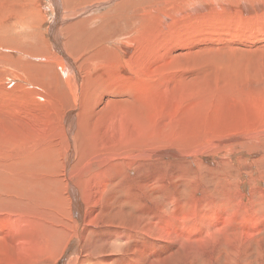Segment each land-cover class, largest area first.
<instances>
[{"label":"rangeland","instance_id":"374dc122","mask_svg":"<svg viewBox=\"0 0 264 264\" xmlns=\"http://www.w3.org/2000/svg\"><path fill=\"white\" fill-rule=\"evenodd\" d=\"M86 1L72 16L67 0H0V264H55L63 238L56 264H74L82 223L64 188L62 129L72 107L87 130L78 148L93 129L114 150L145 126L164 154L82 172L79 183H109L84 196L101 221L108 208L145 224L161 214L165 233L182 235L163 264H264V0ZM135 22L146 39L123 56L111 40Z\"/></svg>","mask_w":264,"mask_h":264},{"label":"bare ground","instance_id":"6f19581e","mask_svg":"<svg viewBox=\"0 0 264 264\" xmlns=\"http://www.w3.org/2000/svg\"><path fill=\"white\" fill-rule=\"evenodd\" d=\"M110 1H113V0H110ZM67 2H68L67 3L68 9L73 10L72 16H75L78 13H80L81 10H83L82 7L86 8L85 6L89 5L86 0H67ZM125 2L126 1H123V3H125ZM53 3H56V6H58L60 8L61 5L59 3V0H54ZM107 3H109V2L107 1ZM108 5H110V4H108ZM100 8H102V7H100ZM88 9H89V7H88ZM59 12H60V10H59ZM67 16L68 15L66 14L64 17L66 18ZM94 20H95V18H94ZM58 22L59 21L55 20V26H57V24H59ZM65 25H66V23H65ZM140 26L138 25V23L135 22L127 32H124L125 34H122V36L125 37V39L123 41H121L123 37H121V40H119L120 37L118 39L117 36H115L117 38H114L111 40L114 43V45L116 46L115 48H117L118 51L121 52V55L129 57L132 54V52L133 53L135 52V51H133L134 41L136 40L138 43V41L142 42L143 40L146 39L145 33H143V32H145V30H143V32H142V30H141L142 28ZM123 31H126V30H123ZM54 37H57L59 39L57 34H54ZM78 39H79V37H78ZM125 40H126V42H125ZM79 42L80 41L78 40L77 43H79ZM80 43L78 44V46H81ZM48 55H50V54H48ZM125 58H127V57H125ZM55 60H58V59L55 57ZM96 61H97V59H96ZM135 61L136 60H134V62ZM67 64H68L67 66H72V64L69 60L67 61ZM89 65H90V63H89ZM93 65L94 64L92 62V67H93ZM64 72H66L65 74L67 75V77H71L70 83L72 85L74 79L72 77L73 74H71V70L67 69ZM75 74H77V73H75ZM76 84H78V83H76ZM80 89H83V88L81 87ZM74 90H75V94H74L72 103H74V105L76 106L77 102H79V99H78V94H79L78 91L79 90H77L76 87ZM67 92H68V90H67ZM81 92H82V90H81ZM67 111L68 112L63 115L65 117L64 118L65 119V127L62 128L64 130L66 142H67V148H66L67 152H66V156H65L66 160H65L64 166H63V173H64V179H65L64 180L65 181L64 182V185H65L64 188H66L67 192L71 191L70 197L73 199L74 204H75V209H74L76 212L75 216L77 214L79 219H80V223H82V225H79V226L77 225V226L79 229L82 228V230H83V232L78 233L77 238H75L76 237L75 235L77 234L78 228L75 230V232H74L75 234L71 233L72 236L74 237L72 239V241L70 240L71 243L74 242L72 244L71 248L73 250H75L76 254H77V257L73 263L74 264H94V262H95L94 258H95V256H97L98 262H96L95 264H110L118 258H119V262H118L119 264H158L159 261H160V264H163L165 261L166 255L163 256L162 251H165L166 248L167 249L175 248L173 242L175 243V242H177V241H175L176 239L182 238V235H180L179 230H174L172 232V234H166L165 228L163 227V224H162L163 223V217L161 214H158L155 218H153L151 220V222L145 224V222H137L134 220L127 221L123 217L119 216L115 210L110 209V208H108L107 211H103V212H106L107 218H106V220L101 221V219L99 218L100 216L97 214L96 209H93V207H92V209L88 210L87 206H88V204L92 206V201H91V203L88 201V199L86 201L84 196L86 195V197H88L89 199H92L93 201L95 199H97L96 197L101 195V193L104 196L109 183H103V182L99 181V179L103 178L104 175L97 174V173H96L97 176L95 178H93V180L88 179L89 181L87 180L84 183L77 182V180H78L79 176L82 174V172H86V171L92 172L91 169H93L95 166L99 167L101 169L107 170L108 166L115 168L118 166V162L121 159H125L127 161L132 162V164L130 166V167H132L137 160H143L144 161L145 159H148L149 157H155V156L160 157V156L164 155L163 151L161 149L155 150L148 145V138H147L148 135L146 134L148 130L145 126H143L144 129H141V131L143 130L144 132H141V133L140 132L139 133L138 132H132L133 130L131 132H129V134L127 133L128 136L126 134L122 133L123 139L121 140V142L122 141L123 142L120 145H118V147L115 148L114 150H112V149L107 150L106 149L107 147L105 146L106 143H104V140L101 139V137H100V135L103 132H100V130L99 131H93L94 130L93 129L91 133L87 134V140L86 141H87V145H88L87 147L88 148L87 149L85 148L84 150H82L81 148H78L80 142H78V140H76V138H77L76 136L77 135L79 136V134L85 135L87 133V130H84L83 127L78 128L79 127V125H78L79 120L77 119V117H75L76 115L74 116V113L77 110L73 111V107H72V108H68ZM7 113H10V112L8 111ZM112 115H114V114H112ZM8 116L9 115H7V117ZM62 120H63V118H62ZM6 129H9V128H6ZM79 129H80V132H79ZM103 135L105 136L106 134L103 133L102 137H103ZM33 138H35V137L33 136ZM77 144H78V147H77ZM155 147H156V149L158 148L157 145H155ZM166 152H164V153H166ZM51 154L53 155V153H51ZM75 162H77L76 165L72 166L73 163H75ZM128 164H129V162H128ZM74 167H77L76 170L74 169ZM112 168H110V169H112ZM130 169H132V168H130ZM145 174H142V175H145ZM137 177H139V176H137ZM141 179L142 180H140V185L142 187H145L147 185L146 177H143ZM81 189H83L84 192H82ZM107 193H106V195H108ZM113 198H114V195H111V197H109L107 199L108 202H111V200H113ZM87 202H88V204H87ZM101 210H103V209H101ZM104 219H105V217H104ZM201 220L202 219H200V221ZM201 225H202L203 229L206 230V223L202 222L200 224V228H202ZM93 227H96V230L93 229ZM190 229L191 230H185V237H187L189 239V241L192 237V235H190V233L193 232L194 230L196 231V229H198V228H195L194 230L192 228H190ZM0 230H1V232L3 230V226H1V225H0ZM72 232H73V230H72ZM62 233H64V232H62ZM199 233H200V230H199ZM199 233H198V235H199ZM71 234H69L68 236H71ZM65 235H66V233L64 234V236ZM65 237H67V236H65ZM199 237H200V235H199ZM65 239L68 240L67 238H63L64 241L63 240L62 241H63V243L65 242L64 244L66 245L67 241ZM74 239H76V240L73 241ZM167 239H172V240H167ZM196 240H198V239H196ZM70 242L68 243V245L71 244ZM65 245H63V246L65 247ZM82 245L84 246V251H81ZM63 246L55 255V258H54L55 264H56V260L58 259L59 255H61L62 252L64 251ZM113 247L115 248L114 251H113ZM82 252H84L83 257H82ZM120 252H121V254L118 256V254ZM172 255H173V253L170 256H172Z\"/></svg>","mask_w":264,"mask_h":264}]
</instances>
